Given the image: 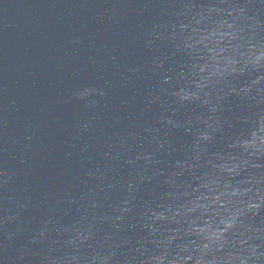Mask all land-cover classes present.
I'll use <instances>...</instances> for the list:
<instances>
[{
  "label": "water",
  "instance_id": "obj_1",
  "mask_svg": "<svg viewBox=\"0 0 264 264\" xmlns=\"http://www.w3.org/2000/svg\"><path fill=\"white\" fill-rule=\"evenodd\" d=\"M249 230L264 233V0H0V264L218 250L205 264Z\"/></svg>",
  "mask_w": 264,
  "mask_h": 264
},
{
  "label": "clouds",
  "instance_id": "obj_2",
  "mask_svg": "<svg viewBox=\"0 0 264 264\" xmlns=\"http://www.w3.org/2000/svg\"><path fill=\"white\" fill-rule=\"evenodd\" d=\"M262 235H264V233H261L260 230H249L247 238L239 246L231 248L229 254L223 257H216L211 262L205 261V264H250V262L254 264L257 259H264V254H261L259 257L256 255L259 249L251 243V241L255 239H260ZM213 250L218 252L216 249ZM209 252L195 256L194 253L190 252L189 258H194L196 264H200V261L204 260V257L207 256ZM226 257H230V259H226ZM163 259L167 260V256H164ZM177 259L180 258L177 257Z\"/></svg>",
  "mask_w": 264,
  "mask_h": 264
}]
</instances>
